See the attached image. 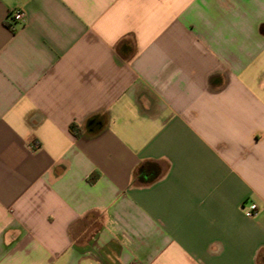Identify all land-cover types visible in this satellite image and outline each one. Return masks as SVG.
<instances>
[{"label": "crops", "instance_id": "crops-1", "mask_svg": "<svg viewBox=\"0 0 264 264\" xmlns=\"http://www.w3.org/2000/svg\"><path fill=\"white\" fill-rule=\"evenodd\" d=\"M0 264H264V0H0Z\"/></svg>", "mask_w": 264, "mask_h": 264}, {"label": "built area", "instance_id": "built-area-1", "mask_svg": "<svg viewBox=\"0 0 264 264\" xmlns=\"http://www.w3.org/2000/svg\"><path fill=\"white\" fill-rule=\"evenodd\" d=\"M10 16L13 21H23L25 18V13L23 10L15 8L12 10ZM243 211L247 217H253L258 212V206L254 203H249L245 206L243 205Z\"/></svg>", "mask_w": 264, "mask_h": 264}, {"label": "trees", "instance_id": "trees-1", "mask_svg": "<svg viewBox=\"0 0 264 264\" xmlns=\"http://www.w3.org/2000/svg\"><path fill=\"white\" fill-rule=\"evenodd\" d=\"M71 130H73V125H71ZM73 132H74V130H73ZM88 216H90V214H87L84 218L86 219V218H88Z\"/></svg>", "mask_w": 264, "mask_h": 264}]
</instances>
